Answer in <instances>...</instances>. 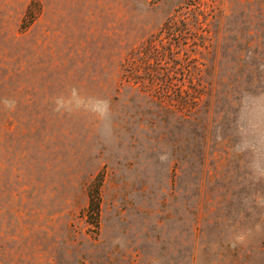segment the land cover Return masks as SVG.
Masks as SVG:
<instances>
[{
  "label": "rangeland",
  "instance_id": "374dc122",
  "mask_svg": "<svg viewBox=\"0 0 264 264\" xmlns=\"http://www.w3.org/2000/svg\"><path fill=\"white\" fill-rule=\"evenodd\" d=\"M0 264H264V0H0Z\"/></svg>",
  "mask_w": 264,
  "mask_h": 264
},
{
  "label": "trees",
  "instance_id": "16d2710c",
  "mask_svg": "<svg viewBox=\"0 0 264 264\" xmlns=\"http://www.w3.org/2000/svg\"><path fill=\"white\" fill-rule=\"evenodd\" d=\"M102 177L98 176L89 189V204L87 208L88 221L95 226L100 225Z\"/></svg>",
  "mask_w": 264,
  "mask_h": 264
}]
</instances>
